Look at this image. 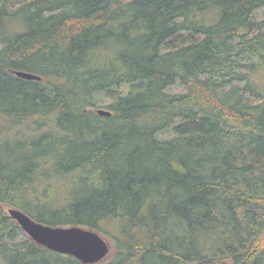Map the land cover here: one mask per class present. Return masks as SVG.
Masks as SVG:
<instances>
[{
    "label": "trees",
    "instance_id": "1",
    "mask_svg": "<svg viewBox=\"0 0 264 264\" xmlns=\"http://www.w3.org/2000/svg\"><path fill=\"white\" fill-rule=\"evenodd\" d=\"M261 8L0 0V264H84L4 205L104 235L102 264H264Z\"/></svg>",
    "mask_w": 264,
    "mask_h": 264
},
{
    "label": "water",
    "instance_id": "2",
    "mask_svg": "<svg viewBox=\"0 0 264 264\" xmlns=\"http://www.w3.org/2000/svg\"><path fill=\"white\" fill-rule=\"evenodd\" d=\"M15 74L29 80L41 79L40 76L25 71H15ZM97 112L103 116L111 115L109 110L103 108ZM8 213L38 245L58 253L72 255L84 264H100L111 253L109 241L97 231L80 226L46 225L16 207H9Z\"/></svg>",
    "mask_w": 264,
    "mask_h": 264
},
{
    "label": "rangeland",
    "instance_id": "3",
    "mask_svg": "<svg viewBox=\"0 0 264 264\" xmlns=\"http://www.w3.org/2000/svg\"><path fill=\"white\" fill-rule=\"evenodd\" d=\"M255 16L258 18V19H264V8H261V9H259L258 11H256V13H255ZM170 92H173V93H184V92H186L187 91V89H186V87L184 86V85H181V84H179V83H177V84H175V85H173L172 87H170L169 89H168ZM109 102V99H104V100H102L101 101V105H100V107H98V108H104L105 109V104H107ZM5 210H6V212H8V209H9V207L7 206V205H4V207H3ZM104 236V235H103ZM105 237V236H104ZM108 241H109V243H110V245H111V254L110 255H112V253H114V251H115V248H114V244L107 238V237H105ZM110 255L102 262V263H104V262H106L108 259H109V257H110ZM101 263V264H102Z\"/></svg>",
    "mask_w": 264,
    "mask_h": 264
}]
</instances>
